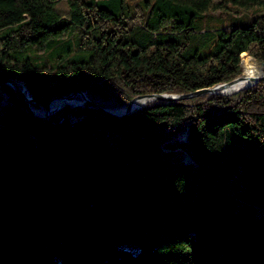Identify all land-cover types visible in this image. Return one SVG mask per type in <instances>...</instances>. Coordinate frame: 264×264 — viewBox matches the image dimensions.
Returning a JSON list of instances; mask_svg holds the SVG:
<instances>
[{
  "label": "trees",
  "instance_id": "16d2710c",
  "mask_svg": "<svg viewBox=\"0 0 264 264\" xmlns=\"http://www.w3.org/2000/svg\"><path fill=\"white\" fill-rule=\"evenodd\" d=\"M252 5L264 0H0V78L21 80L36 108L77 89L123 108L136 95L211 86L264 61V9L245 26L200 23ZM0 87L1 167L13 186L29 185L25 148L41 140L51 150L32 151L44 170L35 185L0 197V264H264V216L248 202L233 211L226 188L240 168L264 200V79L151 99L123 116L76 107L61 117L65 103L48 115L56 123ZM93 129L119 130V146L147 160L105 149L75 163L64 142Z\"/></svg>",
  "mask_w": 264,
  "mask_h": 264
},
{
  "label": "rangeland",
  "instance_id": "374dc122",
  "mask_svg": "<svg viewBox=\"0 0 264 264\" xmlns=\"http://www.w3.org/2000/svg\"><path fill=\"white\" fill-rule=\"evenodd\" d=\"M263 9L264 5H252L249 7L236 6L234 7L236 12L230 11L222 16L217 15V12L212 13L210 16L204 17L200 25L204 27L229 24L245 26L250 22L252 16ZM245 56L250 55L246 53ZM246 64L248 66L253 65L250 59L246 61ZM255 65L258 66L257 64ZM254 71L256 74V69L251 68L247 70L244 75L248 72V74H252ZM7 96V91L0 87V103L6 102ZM81 99L82 98L78 95V98L75 97L72 100L76 102L77 100L81 101ZM74 102H69L68 104L72 105ZM65 103L67 102H63L50 113L62 107ZM119 135L120 131L116 129H93L88 138L77 139L72 137L64 142V146L75 163H77V160H80L85 154H89L93 151L100 152L105 149L109 150L106 155L108 158L120 157L121 160L127 158L133 162H145L147 160L145 152L139 148L120 147ZM96 140H98L97 146H95ZM36 149H42L45 155L51 156L49 144L41 140H37L33 146L25 148L21 153L20 172L30 180V186L35 185L38 178L44 172L43 168L36 165L31 158V156L36 154L32 151ZM1 161L2 159L0 158V197L18 194L30 187L29 185H21L18 187L13 186V177L2 172ZM240 170V168L238 170H232L226 182V188L232 200L233 211H237L245 202H248L252 205L254 215L264 216V200L258 199L251 193L247 182L240 175Z\"/></svg>",
  "mask_w": 264,
  "mask_h": 264
},
{
  "label": "water",
  "instance_id": "95a60500",
  "mask_svg": "<svg viewBox=\"0 0 264 264\" xmlns=\"http://www.w3.org/2000/svg\"><path fill=\"white\" fill-rule=\"evenodd\" d=\"M261 64L263 71L260 74H253V75H244L241 71L239 75L236 77L228 80V81H222L215 83L211 86H205L200 87L188 92L184 93H167V92H159V93H146V94H140L136 95L133 98L130 99L128 104L123 108H110V107H103L100 106L94 102H92L86 95L85 90L77 89L75 91L70 92L66 95H60L54 98H70L74 99L76 95H79L82 99L77 100L72 105H70L69 109L66 110L61 117H63L70 109H74L76 107H89L99 113L105 114V115H112V116H123L135 108H137L139 105L144 104L146 101H149L151 99H161L164 101H170V100H178V99H185L189 98L195 95L204 94V93H223V94H229L234 93L236 91H239L240 89H243L245 87H248L252 84H254L256 81L260 79H264V61H259ZM1 83H8L11 85V87L14 89L15 93L17 94L18 99L20 100L23 107L35 118L44 120L48 123H56V121H52L48 118V115L50 114V110H46L44 113L38 114L32 111V105H31V96L25 92V86L21 80H16L13 78H0V84ZM65 102L69 103L70 101L67 99ZM48 104V103H47ZM46 104V106H47ZM182 159L188 160L187 157H182Z\"/></svg>",
  "mask_w": 264,
  "mask_h": 264
},
{
  "label": "bare ground",
  "instance_id": "6f19581e",
  "mask_svg": "<svg viewBox=\"0 0 264 264\" xmlns=\"http://www.w3.org/2000/svg\"><path fill=\"white\" fill-rule=\"evenodd\" d=\"M251 60V59H250ZM257 62V61H256ZM257 64H258V66H259V69H258V66H256V65H250V66H248L247 64H246V62H245V64H244V66H243V68H242V73L244 74V73H246V71L247 70H249V69H251V68H254V69H256L257 70V73L256 74H260V73H262V71H263V68H262V66H261V64L259 63V62H257ZM72 100V99H70V98H64L60 103H58L57 105H55L54 107H52V108H36V107H33L32 106V111L33 112H35V113H37V112H42V113H44L47 109L48 110H50V111H52V110H54L55 108H57V107H59L63 102H65V100Z\"/></svg>",
  "mask_w": 264,
  "mask_h": 264
}]
</instances>
